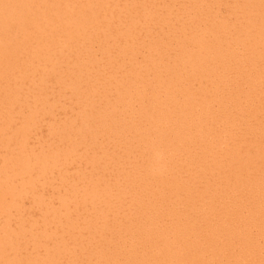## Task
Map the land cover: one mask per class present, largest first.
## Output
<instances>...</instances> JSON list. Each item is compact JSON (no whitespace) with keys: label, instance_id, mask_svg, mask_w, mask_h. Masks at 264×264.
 <instances>
[{"label":"bare ground","instance_id":"bare-ground-1","mask_svg":"<svg viewBox=\"0 0 264 264\" xmlns=\"http://www.w3.org/2000/svg\"><path fill=\"white\" fill-rule=\"evenodd\" d=\"M0 264H264V0H0Z\"/></svg>","mask_w":264,"mask_h":264},{"label":"rangeland","instance_id":"rangeland-1","mask_svg":"<svg viewBox=\"0 0 264 264\" xmlns=\"http://www.w3.org/2000/svg\"><path fill=\"white\" fill-rule=\"evenodd\" d=\"M36 214H37V212H36Z\"/></svg>","mask_w":264,"mask_h":264}]
</instances>
